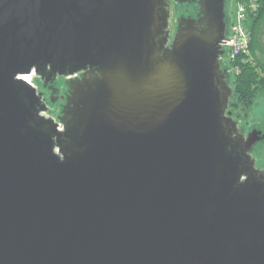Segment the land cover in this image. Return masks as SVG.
<instances>
[{
  "label": "water",
  "instance_id": "water-1",
  "mask_svg": "<svg viewBox=\"0 0 264 264\" xmlns=\"http://www.w3.org/2000/svg\"><path fill=\"white\" fill-rule=\"evenodd\" d=\"M171 1L0 0V264H264L226 0Z\"/></svg>",
  "mask_w": 264,
  "mask_h": 264
},
{
  "label": "rangeland",
  "instance_id": "rangeland-1",
  "mask_svg": "<svg viewBox=\"0 0 264 264\" xmlns=\"http://www.w3.org/2000/svg\"><path fill=\"white\" fill-rule=\"evenodd\" d=\"M196 13V6L194 4L184 5L170 2V19H169V28L170 34L173 35L176 27V19L178 16L191 15L194 16ZM233 13V0H226V17L228 20L232 18ZM260 48L256 49L254 52V57L264 64V30L260 34L259 38ZM253 58L250 54L248 62H252ZM37 88H41V82L39 79H36L34 76L27 77V80ZM60 83V88H65V83L62 78L58 79ZM60 106L55 104L52 106V110L48 113L49 116L55 118L56 114H59ZM61 109V108H60ZM233 118L238 119L239 127L242 132L247 134L252 129L261 131L264 134V90L259 92L253 100L251 107L247 111L240 109L232 110L231 113ZM254 156L257 160V166L264 167V139L258 141L254 148Z\"/></svg>",
  "mask_w": 264,
  "mask_h": 264
},
{
  "label": "trees",
  "instance_id": "trees-1",
  "mask_svg": "<svg viewBox=\"0 0 264 264\" xmlns=\"http://www.w3.org/2000/svg\"><path fill=\"white\" fill-rule=\"evenodd\" d=\"M258 3L257 13L251 15L248 19L250 54L253 61L244 62L237 59L235 64L238 67V73L228 74L229 83L232 87V95L228 106V111L231 113L235 109L247 111L256 95L264 90V64L254 57L255 50L260 48L259 38L264 30V0H258ZM224 20L227 27L229 20L226 14ZM221 66L225 69L227 65L222 63Z\"/></svg>",
  "mask_w": 264,
  "mask_h": 264
},
{
  "label": "built area",
  "instance_id": "built-area-1",
  "mask_svg": "<svg viewBox=\"0 0 264 264\" xmlns=\"http://www.w3.org/2000/svg\"><path fill=\"white\" fill-rule=\"evenodd\" d=\"M258 8V0H233L232 18L226 27V46H221L223 55L219 58L221 65H227V74L238 73L237 59L246 62L250 58L248 19Z\"/></svg>",
  "mask_w": 264,
  "mask_h": 264
},
{
  "label": "flooded vegetation",
  "instance_id": "flooded-vegetation-1",
  "mask_svg": "<svg viewBox=\"0 0 264 264\" xmlns=\"http://www.w3.org/2000/svg\"><path fill=\"white\" fill-rule=\"evenodd\" d=\"M170 2H173V1L170 0ZM191 4H194V5L196 6V13H195V15H196V14H197V4H196L195 2L184 3V5H191ZM195 15H194V16H195ZM190 16H191V15H190ZM173 33H174V32H173ZM171 37H172V36H171ZM58 79H59V78H58ZM58 79H57V80L55 81V83H54V86H55L56 88H58V90H59L57 94H54V95H51V96H50V93H51V92L48 90L47 87H42V84H41V88L38 89L39 91H41V92L43 93V96H44V98H45V100H46V102H47V105H48V108H49V112H48V113H50V111L52 110V106H53V105L57 104V105H59L60 108H61L62 103H64V100H62L61 97L63 96V94L65 93V91L67 90V88H66V86H65L64 89L60 88V87H59V86H60V83H59ZM62 79H63V82L65 83V80H66V79H64V78H62ZM50 99L55 100V102H54V103H50V102H49ZM60 108H59V112H60V110H61ZM48 113H46L45 115H46V116H49ZM57 115H58V114H56V116H57ZM256 167H259V166L256 165ZM259 168H264V167H259Z\"/></svg>",
  "mask_w": 264,
  "mask_h": 264
}]
</instances>
